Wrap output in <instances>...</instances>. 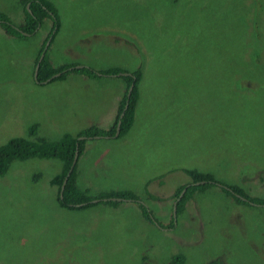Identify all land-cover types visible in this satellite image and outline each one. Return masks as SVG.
Instances as JSON below:
<instances>
[{
	"label": "rangeland",
	"instance_id": "374dc122",
	"mask_svg": "<svg viewBox=\"0 0 264 264\" xmlns=\"http://www.w3.org/2000/svg\"><path fill=\"white\" fill-rule=\"evenodd\" d=\"M49 1L60 25L53 67L142 66L132 128L118 140L87 139L76 182L93 196L132 192L157 224L132 203L61 208L50 180L63 162L15 160L0 174V264H170L179 253L184 264H264V206L240 204L218 186L194 193L174 229L162 226L172 195L190 183L184 169L264 199V0ZM21 2L0 0V13L19 25ZM49 26L26 39L0 28V145L115 122L118 77L34 79Z\"/></svg>",
	"mask_w": 264,
	"mask_h": 264
},
{
	"label": "trees",
	"instance_id": "16d2710c",
	"mask_svg": "<svg viewBox=\"0 0 264 264\" xmlns=\"http://www.w3.org/2000/svg\"><path fill=\"white\" fill-rule=\"evenodd\" d=\"M259 2L258 0L256 1ZM21 11L22 21L19 25L14 24L8 15L0 13V28L3 30L5 35L13 38L26 39L34 36L42 27L43 23L48 20L50 22L49 30L43 40L40 48L37 51L34 68L39 59L41 52L49 38H51L44 59L39 64V69L36 78L37 83H52L59 80H64L70 73L83 74L90 77H104L112 76L118 77L124 83V93L120 100V105L115 119L114 124L109 129H103L96 126L85 128L76 134H64L58 141H47L42 138L35 139H23L14 138L9 140L5 145H0V174H5L13 161H26L29 159H58L63 162V169L61 173H58L50 180V185L56 188L57 202L61 208H65L68 211L78 212L85 210L86 208L92 207L96 204L103 203L111 208H118L123 202H103L93 203L94 199L102 198H115L122 199L125 203H132L138 210L141 211V215L144 219L151 221L152 224L156 223V219L152 212L144 205L141 199H139L132 192H110L102 193L97 196L90 195L87 188L80 187L77 180V168L81 157L84 155L85 143L88 137L103 136L109 137L108 139L118 140L126 136L132 128L134 123L136 110L138 111L141 104L140 89L143 87V69L140 65L137 66L132 72H128L120 69L119 67H111L104 70H94L91 67L80 66L75 63L65 64L57 67H53L49 62L48 50L54 39L55 35L59 30L58 16L54 11L55 8L49 0H22ZM27 6L28 9L26 8ZM59 74V76H56ZM124 74V76H118ZM127 74V75H125ZM54 76V78H53ZM134 84L132 93L128 98V89ZM124 113L121 119V128L118 138H115V132L117 123L120 120V116ZM36 126H32L29 130V136H36ZM79 137H86L85 140H79ZM79 152V158L76 166L74 167L71 174L69 170L72 166L76 152ZM184 172L190 176V183L184 184L179 187L176 192L172 195L173 202L176 203V218L180 216L187 202L191 200L194 193L204 190L207 186H218L227 195L231 196L235 201L240 204H246L252 202L259 206L264 205V199L250 197L244 189L239 185L234 184H220L214 180L211 175L200 173L196 170L184 169ZM69 174L64 188L62 191L61 186L63 181ZM38 175V174H37ZM35 175L33 180H38L39 176ZM199 182H206L204 184H197ZM220 184L221 186H219ZM226 187V188H225ZM61 192V197H60ZM182 193V194H181ZM148 200H159L154 195L146 193ZM238 196L245 198L241 200ZM173 203V204H174ZM157 224V223H156ZM162 225V224H160ZM163 227L167 229H174L176 226V219L174 221L171 213V219L169 223ZM185 256L181 253L176 254L172 257L170 264H184Z\"/></svg>",
	"mask_w": 264,
	"mask_h": 264
},
{
	"label": "water",
	"instance_id": "95a60500",
	"mask_svg": "<svg viewBox=\"0 0 264 264\" xmlns=\"http://www.w3.org/2000/svg\"><path fill=\"white\" fill-rule=\"evenodd\" d=\"M28 7H29V6H27L26 8L28 9ZM50 40H51V38H49L48 41L46 42V44H45V46H44V49H43V51L41 52V54H40V56H39V59H38V61H37V63H36V66H35V68H34V73H33L34 78H36V76H37V72H38V69H39V64H40L41 61L44 59V56H45V54H46V50H47V48H48V45H49V43H50ZM125 75H127V74H125ZM56 76H59V74H57ZM118 76H124V74H122V75H119V74H118ZM53 78H54V76H53ZM133 87H134V84H131V86H130L129 89H128V98L130 97V95H131V93H132ZM123 116H124V113L120 116V120H119V122L117 123L116 132H115V138H118V136H119V134H120L121 119L123 118ZM101 138H109V137L94 136V137H88L87 139H90V140H91V139H101ZM85 139H86V137H79V140H85ZM78 158H79V152L77 151V152H76V155H75V157H74V160H73L72 166H71V168H70V170H69V174L72 173L74 167L76 166V164H77V162H78ZM69 174H67L66 178L64 179V181H63V185L61 186V190H60V191L63 190V188H64V184L66 183ZM204 183H206V182H199V183H197V184H204ZM218 185L221 186L220 184H218ZM225 188H226V187H225ZM60 197H61V192H60ZM238 197H239L241 200H245V201H247V200H246L245 198H243V197H240V196H238ZM100 201H103V202H118V203H119V202H123V203H125L124 200H122V199H115V198H109V199H107V198L94 199V200H93V203H98V202H100ZM250 204H251V205L259 206V205H257V204H252L251 202H250ZM263 206H264V205H263ZM172 211H173V218H174V221H175V219H176V203L173 204V209H172Z\"/></svg>",
	"mask_w": 264,
	"mask_h": 264
}]
</instances>
